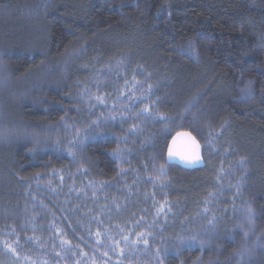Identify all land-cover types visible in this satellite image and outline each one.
I'll return each instance as SVG.
<instances>
[{"label":"trees","instance_id":"obj_1","mask_svg":"<svg viewBox=\"0 0 264 264\" xmlns=\"http://www.w3.org/2000/svg\"><path fill=\"white\" fill-rule=\"evenodd\" d=\"M180 131L204 168L166 162ZM260 245L264 0H0V264H264Z\"/></svg>","mask_w":264,"mask_h":264},{"label":"water","instance_id":"obj_2","mask_svg":"<svg viewBox=\"0 0 264 264\" xmlns=\"http://www.w3.org/2000/svg\"><path fill=\"white\" fill-rule=\"evenodd\" d=\"M170 148L171 155L169 154ZM166 162L187 170L205 167L202 147L195 136L188 131H180L169 140Z\"/></svg>","mask_w":264,"mask_h":264},{"label":"snow or ice","instance_id":"obj_3","mask_svg":"<svg viewBox=\"0 0 264 264\" xmlns=\"http://www.w3.org/2000/svg\"><path fill=\"white\" fill-rule=\"evenodd\" d=\"M251 91V81L249 82L248 86L242 90L243 93H248ZM97 99H100L99 97H97ZM147 111V110H146ZM169 154L171 155V148L169 149ZM198 159V157H197ZM253 215L252 211L249 210V217L251 218ZM259 239V238H258ZM260 247L264 248V245H260ZM245 253H240L239 255H241V257H243Z\"/></svg>","mask_w":264,"mask_h":264},{"label":"rangeland","instance_id":"obj_4","mask_svg":"<svg viewBox=\"0 0 264 264\" xmlns=\"http://www.w3.org/2000/svg\"><path fill=\"white\" fill-rule=\"evenodd\" d=\"M27 12H30V11H29V10H27ZM23 14H25V13H23ZM38 76H40V77H41V76H43V75H42L41 73H39V75H38ZM38 76H37V77H38ZM35 78H36V77H35Z\"/></svg>","mask_w":264,"mask_h":264}]
</instances>
